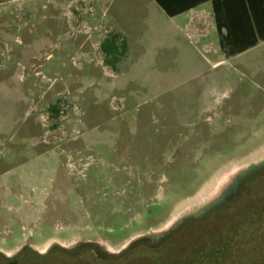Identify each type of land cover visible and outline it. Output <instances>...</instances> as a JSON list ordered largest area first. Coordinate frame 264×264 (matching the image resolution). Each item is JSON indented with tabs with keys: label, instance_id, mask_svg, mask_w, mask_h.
<instances>
[{
	"label": "rangeland",
	"instance_id": "374dc122",
	"mask_svg": "<svg viewBox=\"0 0 264 264\" xmlns=\"http://www.w3.org/2000/svg\"><path fill=\"white\" fill-rule=\"evenodd\" d=\"M148 11L0 0L1 253L159 242L263 166L264 56L160 51ZM110 32L131 47L115 69L101 49Z\"/></svg>",
	"mask_w": 264,
	"mask_h": 264
},
{
	"label": "flooded vegetation",
	"instance_id": "af4514ba",
	"mask_svg": "<svg viewBox=\"0 0 264 264\" xmlns=\"http://www.w3.org/2000/svg\"><path fill=\"white\" fill-rule=\"evenodd\" d=\"M261 165L234 178L232 187L224 188L217 200L193 210L159 242L138 239L119 254L106 253L92 243L74 251L60 245L44 252L24 246L13 256L0 252V257L13 260L31 254L45 258H29L22 264H264ZM184 243L185 249L179 250Z\"/></svg>",
	"mask_w": 264,
	"mask_h": 264
},
{
	"label": "crops",
	"instance_id": "0c3cea01",
	"mask_svg": "<svg viewBox=\"0 0 264 264\" xmlns=\"http://www.w3.org/2000/svg\"><path fill=\"white\" fill-rule=\"evenodd\" d=\"M143 2L149 10L146 25L153 30L155 48L160 51L203 50L206 59L216 62L264 56V0Z\"/></svg>",
	"mask_w": 264,
	"mask_h": 264
},
{
	"label": "trees",
	"instance_id": "16d2710c",
	"mask_svg": "<svg viewBox=\"0 0 264 264\" xmlns=\"http://www.w3.org/2000/svg\"><path fill=\"white\" fill-rule=\"evenodd\" d=\"M123 36L124 35L121 33L110 32V35H108L101 43V49L105 54V62L110 69H115L118 62L125 57L128 51V42ZM26 255L28 256H19L13 260H4L0 257V264H22V261H28L29 258L39 261L45 259L42 256H32L31 254Z\"/></svg>",
	"mask_w": 264,
	"mask_h": 264
}]
</instances>
